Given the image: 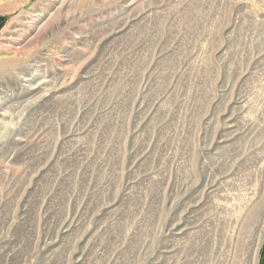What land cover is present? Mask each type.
<instances>
[{
  "label": "rangeland",
  "instance_id": "rangeland-1",
  "mask_svg": "<svg viewBox=\"0 0 264 264\" xmlns=\"http://www.w3.org/2000/svg\"><path fill=\"white\" fill-rule=\"evenodd\" d=\"M263 210L264 0H0V264H264Z\"/></svg>",
  "mask_w": 264,
  "mask_h": 264
},
{
  "label": "bare ground",
  "instance_id": "bare-ground-1",
  "mask_svg": "<svg viewBox=\"0 0 264 264\" xmlns=\"http://www.w3.org/2000/svg\"><path fill=\"white\" fill-rule=\"evenodd\" d=\"M6 29V28H5ZM2 34V33H1ZM41 87V86H40ZM43 87H45V86H43ZM264 211V210H263ZM262 220V219H261ZM263 221H264V214H263Z\"/></svg>",
  "mask_w": 264,
  "mask_h": 264
}]
</instances>
